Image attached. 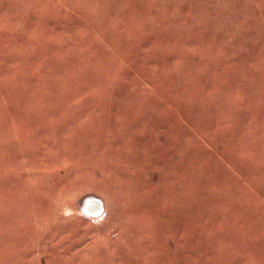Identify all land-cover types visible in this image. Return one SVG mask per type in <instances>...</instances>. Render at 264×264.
<instances>
[{
	"label": "rangeland",
	"instance_id": "1",
	"mask_svg": "<svg viewBox=\"0 0 264 264\" xmlns=\"http://www.w3.org/2000/svg\"><path fill=\"white\" fill-rule=\"evenodd\" d=\"M0 264H264V0H0Z\"/></svg>",
	"mask_w": 264,
	"mask_h": 264
}]
</instances>
